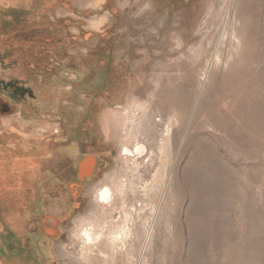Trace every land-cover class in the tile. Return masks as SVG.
Wrapping results in <instances>:
<instances>
[{
	"label": "rangeland",
	"instance_id": "1",
	"mask_svg": "<svg viewBox=\"0 0 264 264\" xmlns=\"http://www.w3.org/2000/svg\"><path fill=\"white\" fill-rule=\"evenodd\" d=\"M0 264H264V0H0Z\"/></svg>",
	"mask_w": 264,
	"mask_h": 264
},
{
	"label": "bare ground",
	"instance_id": "2",
	"mask_svg": "<svg viewBox=\"0 0 264 264\" xmlns=\"http://www.w3.org/2000/svg\"><path fill=\"white\" fill-rule=\"evenodd\" d=\"M125 150L128 151V149H125ZM98 196H99V198H100L101 201H103V202H109L110 201V197H111V195H110V189H108V188L102 189L100 191V193H99ZM84 234H85L86 239L88 241H90V242L91 241L94 242V240L99 237V234L98 233L95 234L94 231L91 230V229L84 230Z\"/></svg>",
	"mask_w": 264,
	"mask_h": 264
}]
</instances>
